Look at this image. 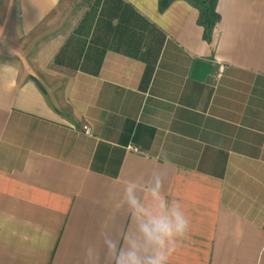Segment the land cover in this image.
Listing matches in <instances>:
<instances>
[{
	"label": "crops",
	"instance_id": "obj_1",
	"mask_svg": "<svg viewBox=\"0 0 264 264\" xmlns=\"http://www.w3.org/2000/svg\"><path fill=\"white\" fill-rule=\"evenodd\" d=\"M216 11L0 0V264H114L133 198L189 218L169 264H264V0Z\"/></svg>",
	"mask_w": 264,
	"mask_h": 264
},
{
	"label": "clouds",
	"instance_id": "obj_2",
	"mask_svg": "<svg viewBox=\"0 0 264 264\" xmlns=\"http://www.w3.org/2000/svg\"><path fill=\"white\" fill-rule=\"evenodd\" d=\"M161 184L158 182L152 194L161 201ZM131 204L137 209L138 236L134 239L124 237L123 241H109V254L114 264H169V257L178 244L186 238L190 220L179 202H173L170 213L155 216L148 213L139 201L133 198ZM119 243V248L117 244ZM87 261V252L85 251Z\"/></svg>",
	"mask_w": 264,
	"mask_h": 264
},
{
	"label": "trees",
	"instance_id": "obj_3",
	"mask_svg": "<svg viewBox=\"0 0 264 264\" xmlns=\"http://www.w3.org/2000/svg\"><path fill=\"white\" fill-rule=\"evenodd\" d=\"M177 0H160L161 11H165ZM191 3L200 13L199 25L205 29V39L211 41L212 33L220 21L216 11L218 0H185Z\"/></svg>",
	"mask_w": 264,
	"mask_h": 264
},
{
	"label": "built area",
	"instance_id": "obj_4",
	"mask_svg": "<svg viewBox=\"0 0 264 264\" xmlns=\"http://www.w3.org/2000/svg\"><path fill=\"white\" fill-rule=\"evenodd\" d=\"M225 72V66L223 64H220L217 71V78H221ZM87 133L91 134V130L87 129Z\"/></svg>",
	"mask_w": 264,
	"mask_h": 264
}]
</instances>
